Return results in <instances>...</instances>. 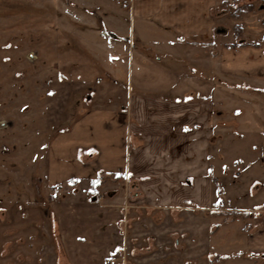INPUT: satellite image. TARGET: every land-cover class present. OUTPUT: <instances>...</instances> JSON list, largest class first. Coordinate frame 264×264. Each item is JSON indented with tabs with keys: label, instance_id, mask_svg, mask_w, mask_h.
<instances>
[{
	"label": "rangeland",
	"instance_id": "obj_1",
	"mask_svg": "<svg viewBox=\"0 0 264 264\" xmlns=\"http://www.w3.org/2000/svg\"><path fill=\"white\" fill-rule=\"evenodd\" d=\"M128 4L0 0V264H264L245 246L264 229V80L223 73L218 53L241 41L264 48V0L215 9L225 36L207 78L209 206L144 209L132 183L100 173L88 153L77 154L86 175L50 171L51 148L80 119L126 97Z\"/></svg>",
	"mask_w": 264,
	"mask_h": 264
},
{
	"label": "crops",
	"instance_id": "obj_2",
	"mask_svg": "<svg viewBox=\"0 0 264 264\" xmlns=\"http://www.w3.org/2000/svg\"><path fill=\"white\" fill-rule=\"evenodd\" d=\"M223 1L129 0L132 28L123 39L131 46L126 97L112 102L110 111L80 119L51 148L53 175L87 170L77 154L88 153L100 173L131 182L133 199L144 209L209 206L215 102L209 97L208 75L214 73L216 41L225 36L224 18L215 15ZM244 43L219 45L221 71L264 80V48ZM199 73L206 78L202 82ZM113 83L118 96L120 83ZM60 152L70 155L69 164L56 163ZM245 246L254 255L264 252V229L252 233Z\"/></svg>",
	"mask_w": 264,
	"mask_h": 264
},
{
	"label": "water",
	"instance_id": "obj_3",
	"mask_svg": "<svg viewBox=\"0 0 264 264\" xmlns=\"http://www.w3.org/2000/svg\"><path fill=\"white\" fill-rule=\"evenodd\" d=\"M112 37H116L114 34L111 35Z\"/></svg>",
	"mask_w": 264,
	"mask_h": 264
}]
</instances>
